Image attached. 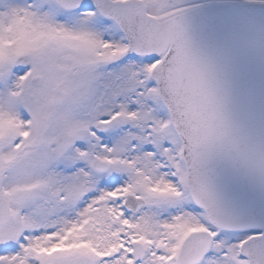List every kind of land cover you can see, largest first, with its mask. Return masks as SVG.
I'll use <instances>...</instances> for the list:
<instances>
[{
	"label": "snow or ice",
	"instance_id": "1",
	"mask_svg": "<svg viewBox=\"0 0 264 264\" xmlns=\"http://www.w3.org/2000/svg\"><path fill=\"white\" fill-rule=\"evenodd\" d=\"M0 264H264V0H0Z\"/></svg>",
	"mask_w": 264,
	"mask_h": 264
}]
</instances>
